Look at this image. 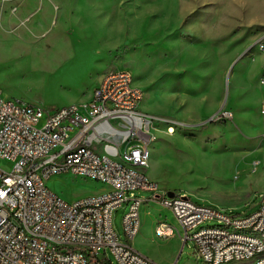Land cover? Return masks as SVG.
Here are the masks:
<instances>
[{"label": "rangeland", "instance_id": "374dc122", "mask_svg": "<svg viewBox=\"0 0 264 264\" xmlns=\"http://www.w3.org/2000/svg\"><path fill=\"white\" fill-rule=\"evenodd\" d=\"M263 34L264 0H0V89L10 100L58 108L88 101L108 70H130L144 93L140 109L183 125L170 134L161 123L148 178L198 204L249 215L264 193L263 72L248 75L261 87L253 104L233 105L232 93L247 77L243 65L262 62ZM243 57L235 73L221 65ZM224 107L232 119L205 123ZM47 185L69 202L104 189L74 174ZM148 203L134 247L159 264H206L191 241L156 235V218L175 217ZM122 213H115L121 234Z\"/></svg>", "mask_w": 264, "mask_h": 264}, {"label": "built area", "instance_id": "2783aa9c", "mask_svg": "<svg viewBox=\"0 0 264 264\" xmlns=\"http://www.w3.org/2000/svg\"><path fill=\"white\" fill-rule=\"evenodd\" d=\"M257 46L264 53V34ZM262 70L264 86V62ZM143 99L126 68L105 72L88 101L58 108L10 100L0 89V264H159L133 245L146 202L138 190L153 191L147 201L173 213L199 261L264 264V193L256 212L240 215L187 194L169 197L148 178L161 123L167 132L183 125L143 112ZM233 117L224 107L205 123ZM65 174L104 189L66 201L47 185ZM118 210L123 234L115 226ZM175 230L160 221L155 231L167 239Z\"/></svg>", "mask_w": 264, "mask_h": 264}, {"label": "crops", "instance_id": "0c3cea01", "mask_svg": "<svg viewBox=\"0 0 264 264\" xmlns=\"http://www.w3.org/2000/svg\"><path fill=\"white\" fill-rule=\"evenodd\" d=\"M256 53H258V52H256ZM259 54L260 55H263L264 53H261V52H259ZM243 59H244V57L243 58H241L240 60H237V59H232L230 62H228L227 60H223V61H221V65H222V67L226 70L227 68L229 69H233L232 71H234V73H235V66L237 65V64H239L241 61H243ZM263 62H264V55H263V60H262V62L260 63V65L258 66V69H256V67H250V65H243V68H245V70H246V74H247V77H245L243 80L244 81H236L235 82V90L233 91V96H232V94H231V96H232V104L233 105H237V101L239 100V101H241L242 100V103H244V105H251V104H253L256 100H258V99H256L255 98V94L256 93H259L260 91H261V87H260V85H259V82H258V85H259V87H260V89L258 88V87H255L254 85H253V83H251V75H253L255 72H256V70H258L257 72H263V70H262V64H263ZM233 66V67H232ZM229 71V70H228ZM251 74V75H250ZM248 75H250V76H248ZM245 76V75H244ZM261 76V75H260ZM239 82H244V84L243 85H238L239 84ZM261 93V92H260ZM262 95H263V92H262ZM228 102L229 101H226L224 104H228ZM146 200V202H150V203H148L149 204V206L150 205H159L158 203H156V202H152V201H147V199H145ZM142 207H144V204H143V206ZM146 210V209H145ZM144 210V211H145ZM170 211V210H169ZM141 213H142V210H141ZM160 221H166V222H168V223H170V224H172L173 226H175V228H176V235L174 236V237H176L177 235H179V237H180V240L182 241V238H181V233H182V231H181V227H180V225L178 224V222H177V220L175 219V218H173V220H171V221H169V220H167V219H155L154 220V224H156V226H157V224H158V222H160ZM156 228V227H155ZM183 242V241H182Z\"/></svg>", "mask_w": 264, "mask_h": 264}, {"label": "water", "instance_id": "95a60500", "mask_svg": "<svg viewBox=\"0 0 264 264\" xmlns=\"http://www.w3.org/2000/svg\"><path fill=\"white\" fill-rule=\"evenodd\" d=\"M175 195V192H173V191H168V196L169 197H173Z\"/></svg>", "mask_w": 264, "mask_h": 264}, {"label": "bare ground", "instance_id": "6f19581e", "mask_svg": "<svg viewBox=\"0 0 264 264\" xmlns=\"http://www.w3.org/2000/svg\"><path fill=\"white\" fill-rule=\"evenodd\" d=\"M172 131H173V130H172ZM172 131H169V133H170V134H173L174 132H172Z\"/></svg>", "mask_w": 264, "mask_h": 264}]
</instances>
